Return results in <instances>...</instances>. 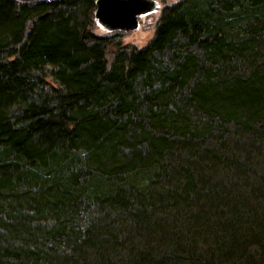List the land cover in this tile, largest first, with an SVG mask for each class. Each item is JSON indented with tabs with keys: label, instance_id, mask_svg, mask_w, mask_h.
Segmentation results:
<instances>
[{
	"label": "trees",
	"instance_id": "trees-1",
	"mask_svg": "<svg viewBox=\"0 0 264 264\" xmlns=\"http://www.w3.org/2000/svg\"><path fill=\"white\" fill-rule=\"evenodd\" d=\"M96 6L0 0V264H264V0Z\"/></svg>",
	"mask_w": 264,
	"mask_h": 264
},
{
	"label": "water",
	"instance_id": "water-1",
	"mask_svg": "<svg viewBox=\"0 0 264 264\" xmlns=\"http://www.w3.org/2000/svg\"><path fill=\"white\" fill-rule=\"evenodd\" d=\"M96 4L95 16L103 27L109 30H132L138 27L141 15L158 6V0H96Z\"/></svg>",
	"mask_w": 264,
	"mask_h": 264
},
{
	"label": "rangeland",
	"instance_id": "rangeland-1",
	"mask_svg": "<svg viewBox=\"0 0 264 264\" xmlns=\"http://www.w3.org/2000/svg\"><path fill=\"white\" fill-rule=\"evenodd\" d=\"M176 0H158V6L152 9L149 12L144 13L139 18V25L137 28L132 30H121L122 32L116 34V39L120 38L122 44H133L137 47H142L151 39L154 34L155 24L160 15L161 9L165 4L173 3ZM93 30L102 35H111L114 32L103 27L98 23L97 19H95L93 24ZM117 31V30H116ZM110 48L114 47L110 45ZM50 65L45 67V71L48 74L47 81L50 83L58 84L57 81L52 77L49 73ZM256 251V250H254ZM253 253V252H252Z\"/></svg>",
	"mask_w": 264,
	"mask_h": 264
}]
</instances>
